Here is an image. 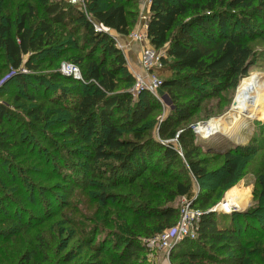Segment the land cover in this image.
<instances>
[{
    "label": "trees",
    "instance_id": "16d2710c",
    "mask_svg": "<svg viewBox=\"0 0 264 264\" xmlns=\"http://www.w3.org/2000/svg\"><path fill=\"white\" fill-rule=\"evenodd\" d=\"M139 1L85 0V10L68 0H20L18 20L9 9L6 21H0V81L11 71L0 97L10 81L20 89L13 103L0 101V242L22 238L21 232L59 215L67 226L61 237L77 238L88 250L77 264H150L147 240L177 223L176 202L186 197L203 215L195 236L171 251L172 264H264V151L255 172L259 204L232 213L228 224L210 209L216 188L196 195L175 169L183 159L194 179L204 182L217 173L207 155L217 153L225 171L219 186L233 184L240 166L235 149L223 153L197 142L191 122L205 101L238 85L252 70L253 43L264 38V0H151L149 42L166 51L161 68L165 64L178 73L162 81L173 108L156 131L147 123L159 102L147 90L135 98L124 52L91 21L128 36L138 21L130 8ZM33 19L37 24L29 26ZM55 25L66 30L58 32ZM62 58L80 68L82 79L42 73ZM120 83L126 88L118 90ZM243 105L236 102L233 109L241 113ZM31 120L45 123L52 134ZM31 132L38 143L30 149ZM69 138L79 142L68 141L65 148L60 141ZM46 158L51 174L33 167ZM31 176L55 180L62 188L41 185ZM87 194L89 204L104 214L102 222L80 206ZM112 219L111 232L104 233L101 224ZM45 239L39 231L18 249V264L44 263ZM67 252L61 258L69 262L76 252Z\"/></svg>",
    "mask_w": 264,
    "mask_h": 264
},
{
    "label": "rangeland",
    "instance_id": "374dc122",
    "mask_svg": "<svg viewBox=\"0 0 264 264\" xmlns=\"http://www.w3.org/2000/svg\"><path fill=\"white\" fill-rule=\"evenodd\" d=\"M144 3L145 0L139 1L138 6L136 8H130L134 12L138 13V21L134 27L135 30L140 27V22L142 20L144 21L147 20V18H149L150 15L149 5H147V9L144 13L146 15V18L143 19L142 16L143 6H145ZM19 4H20V0H0V21L1 22L6 21L5 16L8 14V10L11 9L12 12H10V15L13 21L16 22L18 20L17 19L18 16L16 14L18 9L17 7ZM40 17H43L42 13L39 14L38 18ZM37 22H38L37 19H33L30 21L29 26L35 25L37 24ZM55 29L56 31L60 32L65 28L59 25H55ZM134 29L132 30V33L135 31ZM123 36L121 35L119 37L120 41H124ZM114 41L115 44H117L115 39ZM146 44H150V42H147ZM253 48L255 50V64L252 70L249 72L248 76L246 77L247 79L246 78H244L246 80L240 79L241 82H239L238 85L224 89L217 96L210 97L207 101H205L203 107L191 122V126L194 128L196 127V129L193 128V130L196 134L195 140L197 142L206 143L207 145H212L213 147H217L223 153L226 149L229 150L235 149V153L237 154L236 157L239 160L240 166L233 184H231L227 189H224L222 186H219L218 181L220 178V174L221 177H224L225 171L221 170V167L224 164L223 158L217 157L216 155H219L217 153H215L216 155H214V153L207 155L209 160H211L209 164V168L213 172L217 171V173L213 174L212 176L213 178L211 177L210 179H207L204 182L197 181L194 179L183 159L180 160V162L177 164V167L175 168L178 174L181 173L183 177L193 185V191L194 193H196V195H199L201 191H207L216 188L215 198L213 200V204L211 208H214L215 206L222 203L224 200H227V197L231 192H235L238 195V201H236L235 203L238 204L239 206L238 208L241 209L242 212L253 210L259 204V198L256 190L257 176L255 172L260 164L261 150L264 151L263 150L264 138L262 139V136L264 135V38L256 40L253 43ZM121 51L123 53V50ZM159 51L161 52L163 57H167L165 49H159ZM100 53L101 52L99 51L98 54ZM67 63H71V62L65 60V58H62L59 62H57L54 65V67H50V68L46 67L42 73L47 75L54 71H59L63 75H65L62 70H63V65ZM160 68L156 69L155 72L162 81L164 79L175 76V73L177 72L173 70L170 66H167L165 64L163 68L161 69ZM128 69L131 75L134 77L136 83V75L130 71L129 67ZM10 72L8 73L9 75H7L3 79V81H0V86H3L6 80L9 79ZM143 72L144 71H142V73ZM135 83L133 86H135ZM133 86L130 89L131 92ZM125 88H126V84L120 83L118 90H123ZM19 90L20 89L18 84L14 81H10V84H7V86L5 85L4 87H2L1 92L3 93V96L0 97V101H7L8 103H13L14 96L19 93ZM151 95L159 102L160 108L154 112V114L151 116V120L147 123V125H150L153 131H156L159 123L164 118H166V116L170 113V111H172L173 106L171 99L162 89V87L158 89L156 95L153 93H151ZM138 96L139 95H136L135 98ZM236 102L238 103L242 102L244 104L242 109L240 110L243 115L240 112L233 109L234 103L236 105ZM231 112H236L240 116L239 120H232V125L228 126L223 130H219L213 134H209L207 135V137H205L202 133L200 134L198 128L201 125L207 124L211 120L216 118L226 117L229 114H231ZM31 123L36 124L37 128H39V130L42 131V133H46L47 135L52 134L50 130H47V125L45 123H41V122L35 123L34 121H32ZM31 134L33 135L32 138L33 142H30V145H27L28 147H30V149L31 147L33 148L36 143H38L37 137L32 132ZM125 134L127 136L130 135V133L127 132H125ZM68 141L71 142L75 141L77 143L79 142L77 138L76 140H73V138L72 139L69 138V140L60 141V143L63 144L65 148H68L69 147V144H67ZM79 147H85V146L84 145L80 146L79 144ZM239 149H240V153H239ZM255 150L257 151V153L255 152ZM36 152H38V150H36ZM50 162L51 160H49L48 162L46 158L42 164L33 162V167L35 166L37 170H42L41 173L46 172L48 174H51L53 165ZM30 163L31 162H29V164ZM25 165L28 166L27 163ZM73 173H77V170L73 171ZM31 178H33L35 182H38L41 185L44 184L46 186H50L52 189L62 188L60 186H57L59 182L55 180L52 181L43 180L39 176H31ZM60 192L62 193L60 195L61 197L62 195L63 197L65 195L66 197H68L67 194L64 193L63 191ZM81 199L83 200L84 204H80V206H83L84 208L85 206L88 207V210H86L88 212V216L92 219L97 220L98 222H102V218L104 214L98 213L96 205L89 204L90 201L89 195L88 194L83 195ZM185 199L186 197L178 198L176 205L178 206L179 210L181 209ZM112 214L115 215V212H112ZM231 214H223L217 212L218 221H222V223L228 224L231 219L230 218ZM69 215L71 216L74 214H72L71 212V214ZM65 222L66 220L64 218L61 219V217L57 215L55 217L49 218L44 223L30 229L29 230L30 232L26 234L25 232H21L24 235L22 237L23 239L20 238V235L18 234L14 236L15 239H13L11 242L5 244L0 242V264H18L17 250L18 249L21 250L22 248L25 249L26 245L30 243L29 239L34 240V237L39 231H41V233H43L44 236H46L45 243H41L40 245L42 247V251L40 252V255H47L48 257V259H46V261L42 264L79 263L80 261H82L84 257H87L89 255L87 254L88 250L85 247L78 245L77 238L76 239L65 238L67 236L66 234L65 237H61L60 233L62 232V230H64L65 233V229L67 227L64 225ZM101 225H102L101 227H103L105 230L104 233H108V232L110 233L111 230L109 229L113 228L114 219H112V221L109 220L107 223L103 222ZM150 225L151 227H155L157 225V222L152 221L150 222ZM144 239L145 237L142 239L143 242L145 241ZM60 242H64V243L60 245L59 244ZM71 250L75 251L76 255L69 262L63 261L61 255H66L68 253L67 251H71Z\"/></svg>",
    "mask_w": 264,
    "mask_h": 264
},
{
    "label": "built area",
    "instance_id": "2783aa9c",
    "mask_svg": "<svg viewBox=\"0 0 264 264\" xmlns=\"http://www.w3.org/2000/svg\"><path fill=\"white\" fill-rule=\"evenodd\" d=\"M71 4L86 10L85 0H68ZM151 0H145V6L142 10L143 19L146 18L144 14L147 5L150 7ZM145 15V16H144ZM148 20V18H147ZM147 20L140 22V27L130 34V38L141 44V56L140 64L143 73H135L136 83L133 86L132 93L134 96L138 95L141 91H149L153 94H157L158 89L161 88L162 80L156 74V69L162 67V54L159 50L154 48L149 42L147 35ZM94 24L97 32H105L111 35L117 42V47L121 50L125 49V44L119 40L120 34L116 33L111 28L105 26L103 23L94 19L91 20ZM65 75L73 76L76 79H82L80 68L72 63L63 65ZM194 128V127H192ZM196 129V127L194 128ZM238 206L233 205L228 200H224L219 205L211 208V211L220 212L223 214H231L235 212ZM203 212L193 206V200L186 198L180 209V217L177 223L157 236L147 240V247L150 250V264H159L157 262L159 254H163V257L168 261V264H172L170 255L173 248L185 237H194L198 224L201 220Z\"/></svg>",
    "mask_w": 264,
    "mask_h": 264
},
{
    "label": "crops",
    "instance_id": "0c3cea01",
    "mask_svg": "<svg viewBox=\"0 0 264 264\" xmlns=\"http://www.w3.org/2000/svg\"><path fill=\"white\" fill-rule=\"evenodd\" d=\"M142 1V0H140ZM144 1V0H143ZM145 5V3H144ZM144 8V6H143ZM135 30V29H134ZM132 33V32H131ZM124 37V44L125 49L123 50L125 54V58L128 63V67L130 68V71L135 73H142V67L140 64V56H141V48L140 43L137 41H134L130 38V36H123ZM157 262L159 264H168V261L163 257V254H159Z\"/></svg>",
    "mask_w": 264,
    "mask_h": 264
},
{
    "label": "bare ground",
    "instance_id": "6f19581e",
    "mask_svg": "<svg viewBox=\"0 0 264 264\" xmlns=\"http://www.w3.org/2000/svg\"><path fill=\"white\" fill-rule=\"evenodd\" d=\"M239 118L240 116L236 112H231V114H229L228 116L213 119L209 123L201 125L198 129L200 134L202 133L205 137H207V135L209 134H213L219 130L227 128L228 126L232 125V120H239ZM228 197L227 200L229 202H231L235 206H238V204L235 203L236 201H238V195L235 192L229 193Z\"/></svg>",
    "mask_w": 264,
    "mask_h": 264
},
{
    "label": "water",
    "instance_id": "95a60500",
    "mask_svg": "<svg viewBox=\"0 0 264 264\" xmlns=\"http://www.w3.org/2000/svg\"><path fill=\"white\" fill-rule=\"evenodd\" d=\"M197 126V125H196ZM235 212H241V209H237Z\"/></svg>",
    "mask_w": 264,
    "mask_h": 264
}]
</instances>
